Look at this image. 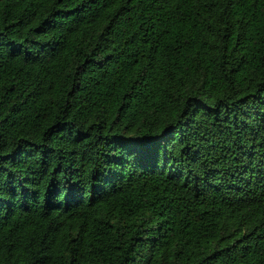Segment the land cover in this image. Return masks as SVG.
Masks as SVG:
<instances>
[{
    "label": "trees",
    "instance_id": "trees-1",
    "mask_svg": "<svg viewBox=\"0 0 264 264\" xmlns=\"http://www.w3.org/2000/svg\"><path fill=\"white\" fill-rule=\"evenodd\" d=\"M0 264H264V0H0Z\"/></svg>",
    "mask_w": 264,
    "mask_h": 264
}]
</instances>
